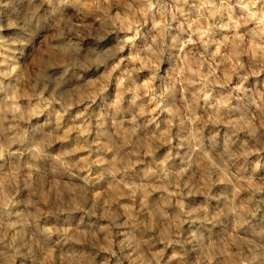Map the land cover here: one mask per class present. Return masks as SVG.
I'll use <instances>...</instances> for the list:
<instances>
[{
    "label": "clouds",
    "instance_id": "1",
    "mask_svg": "<svg viewBox=\"0 0 264 264\" xmlns=\"http://www.w3.org/2000/svg\"><path fill=\"white\" fill-rule=\"evenodd\" d=\"M0 264H264V0H0Z\"/></svg>",
    "mask_w": 264,
    "mask_h": 264
}]
</instances>
